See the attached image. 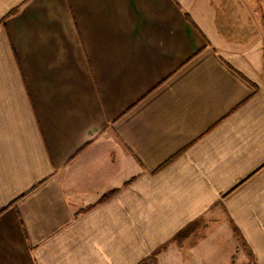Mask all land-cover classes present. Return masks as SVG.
Instances as JSON below:
<instances>
[{
    "label": "crops",
    "instance_id": "crops-1",
    "mask_svg": "<svg viewBox=\"0 0 264 264\" xmlns=\"http://www.w3.org/2000/svg\"><path fill=\"white\" fill-rule=\"evenodd\" d=\"M250 5L0 0V264H140L171 239L199 244L167 264L232 263L207 243L264 264Z\"/></svg>",
    "mask_w": 264,
    "mask_h": 264
},
{
    "label": "rangeland",
    "instance_id": "rangeland-1",
    "mask_svg": "<svg viewBox=\"0 0 264 264\" xmlns=\"http://www.w3.org/2000/svg\"><path fill=\"white\" fill-rule=\"evenodd\" d=\"M251 2L250 7L253 8V10H257L260 12V10L262 11V15L264 16V0H249ZM261 14V12H260ZM261 15V16H262ZM219 209L221 208L220 204L218 205ZM206 218H210V217H206ZM203 219V221H205V219ZM214 219L213 222L216 223H221V216L217 215V216H213L212 217ZM214 223H211V225H213ZM194 228V226L189 227V229L185 230L181 235H179V238L176 239L178 241H181L192 229ZM236 235L237 232L235 231ZM199 243H173L172 239L169 243H166L163 247H161L159 249V251L156 252L155 255L157 256H151L149 259H147L145 262L143 261V263L141 262L140 264H167L166 260L168 257H171L172 255H179V251H185L184 254L187 259L189 258V254H187V252L189 251V247L191 246V249L193 248V246H197ZM209 244H211L212 247L209 246ZM188 245V246H187ZM207 248L212 252H213V257L216 256L217 258L220 259H226L228 258L230 260L231 264H255L253 263L250 258V256L252 257V250L247 247L246 243H207L204 244L203 246H206ZM215 246V247H214ZM203 264L208 263L209 261V257L208 255H203ZM173 264V263H171Z\"/></svg>",
    "mask_w": 264,
    "mask_h": 264
}]
</instances>
